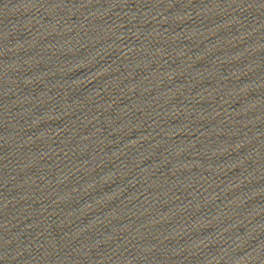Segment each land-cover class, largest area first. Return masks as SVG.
<instances>
[{
  "label": "water",
  "instance_id": "1",
  "mask_svg": "<svg viewBox=\"0 0 264 264\" xmlns=\"http://www.w3.org/2000/svg\"><path fill=\"white\" fill-rule=\"evenodd\" d=\"M0 264H264V0H0Z\"/></svg>",
  "mask_w": 264,
  "mask_h": 264
}]
</instances>
